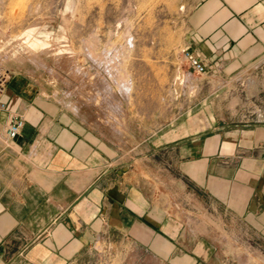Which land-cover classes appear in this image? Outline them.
<instances>
[{
    "label": "crops",
    "instance_id": "1",
    "mask_svg": "<svg viewBox=\"0 0 264 264\" xmlns=\"http://www.w3.org/2000/svg\"><path fill=\"white\" fill-rule=\"evenodd\" d=\"M188 13L184 42L207 77L227 82L264 63V0H198ZM9 72L0 94V264H92L98 242L114 245L121 264H140L139 248L159 264H211L207 222L264 219L263 119L226 128L211 117L208 129L161 140L179 189L164 183L156 193L151 173L144 180L129 169L56 80L19 61ZM16 115L23 125L6 138Z\"/></svg>",
    "mask_w": 264,
    "mask_h": 264
},
{
    "label": "rangeland",
    "instance_id": "2",
    "mask_svg": "<svg viewBox=\"0 0 264 264\" xmlns=\"http://www.w3.org/2000/svg\"><path fill=\"white\" fill-rule=\"evenodd\" d=\"M197 2L0 0V71L10 79L19 61L56 80L71 106L103 126L129 169L144 180L150 172L156 193L164 183L178 191L170 182L176 160L161 140L208 129L211 117L226 128L264 120V63L224 82L189 70L181 56ZM206 224L216 248L211 264H264V219ZM96 248L92 264H121L114 245ZM140 250V264H159Z\"/></svg>",
    "mask_w": 264,
    "mask_h": 264
},
{
    "label": "built area",
    "instance_id": "3",
    "mask_svg": "<svg viewBox=\"0 0 264 264\" xmlns=\"http://www.w3.org/2000/svg\"><path fill=\"white\" fill-rule=\"evenodd\" d=\"M181 56L188 64L189 70L195 72L196 74L202 75L208 72L206 62L202 56H199L195 52L191 51L188 46L181 49ZM9 80V75L6 70L0 71V94L4 91L7 82ZM4 107V104L0 103V111ZM23 125V119L16 115L13 119L6 125L5 133L6 138L12 139L17 136L20 128Z\"/></svg>",
    "mask_w": 264,
    "mask_h": 264
},
{
    "label": "bare ground",
    "instance_id": "4",
    "mask_svg": "<svg viewBox=\"0 0 264 264\" xmlns=\"http://www.w3.org/2000/svg\"><path fill=\"white\" fill-rule=\"evenodd\" d=\"M26 41V40H25ZM33 42V41H32ZM31 43V42H30ZM32 44V43H31ZM33 44H35V41L33 42Z\"/></svg>",
    "mask_w": 264,
    "mask_h": 264
}]
</instances>
